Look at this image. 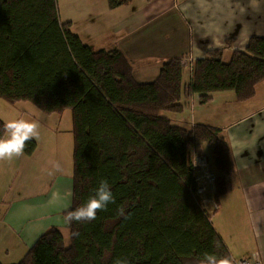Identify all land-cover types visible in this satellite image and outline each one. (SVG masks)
I'll return each mask as SVG.
<instances>
[{
    "label": "trees",
    "instance_id": "obj_1",
    "mask_svg": "<svg viewBox=\"0 0 264 264\" xmlns=\"http://www.w3.org/2000/svg\"><path fill=\"white\" fill-rule=\"evenodd\" d=\"M182 76L181 58L172 57L155 80L138 82L119 48L96 49L60 22L57 0H0V98L31 101L46 113L72 112L71 205L63 218L94 194L101 179L115 198L93 221L49 227L11 264H113L123 257L130 264H193L205 252L232 261L194 195L189 146L212 145L215 199L228 189L232 151L218 128L171 120L169 113L183 107ZM261 81L264 36L256 35L245 50L226 55L212 48L195 59L184 91L198 93L201 103L223 90L244 100ZM5 123L0 118V135ZM121 206L129 219L117 214ZM73 231L79 236L70 238Z\"/></svg>",
    "mask_w": 264,
    "mask_h": 264
},
{
    "label": "crops",
    "instance_id": "obj_2",
    "mask_svg": "<svg viewBox=\"0 0 264 264\" xmlns=\"http://www.w3.org/2000/svg\"><path fill=\"white\" fill-rule=\"evenodd\" d=\"M57 7L60 22H68L84 43L96 49L119 48L138 82L155 80L164 61L181 58L183 107L169 113L171 120L185 127L218 128L234 162L227 191L217 199L209 195L217 203L216 208L209 203V219L232 264L241 257L264 261V81L244 100L233 90H223L212 92L201 103L198 93L184 91L192 78L193 61L205 57L208 50L221 48L229 55L234 49L245 50L251 36H264V0H129L114 8L108 0H57ZM192 148L209 153L212 145L193 142L189 151ZM24 154L33 155L28 149ZM18 168L15 159L0 161V262L5 264L18 262L40 229L65 225L62 211L67 208L57 211L53 205L63 196L55 197L53 190L47 198L44 190L46 195L39 200L40 191L27 183L30 189L24 192L23 184L20 187L8 177L16 178ZM32 173L44 176L39 170ZM56 214L61 216L58 222L53 220Z\"/></svg>",
    "mask_w": 264,
    "mask_h": 264
},
{
    "label": "rangeland",
    "instance_id": "obj_3",
    "mask_svg": "<svg viewBox=\"0 0 264 264\" xmlns=\"http://www.w3.org/2000/svg\"><path fill=\"white\" fill-rule=\"evenodd\" d=\"M14 117L27 118L38 122L39 135L32 139V142L29 140L24 149L31 148L32 157H26L23 154L22 157L14 158L19 165L16 178L13 175L8 177H13L14 182L19 184L20 187V184H23L26 189L24 192L29 191V185L35 184L37 191H40L39 200L45 197V191H48L47 198H49L52 197L53 190H55L57 192L55 197L59 196L61 198L63 196L59 201H53L54 209L57 211L64 207H70L74 146L71 109L66 108L62 113H46L31 101L21 100L10 103L0 98V118L7 122ZM27 153L28 151H26ZM32 170H39L44 173V176H38L37 178ZM6 183H10V181L6 180ZM57 215L53 217L54 222H58L61 217ZM39 232V234H42L44 230L40 229ZM33 264L41 263L38 260Z\"/></svg>",
    "mask_w": 264,
    "mask_h": 264
},
{
    "label": "clouds",
    "instance_id": "obj_4",
    "mask_svg": "<svg viewBox=\"0 0 264 264\" xmlns=\"http://www.w3.org/2000/svg\"><path fill=\"white\" fill-rule=\"evenodd\" d=\"M38 122L22 118H10L3 127V134L0 135V161H12L24 154V149L29 140L39 135ZM115 203V198L110 189V185L106 179H101L94 190V194L90 195L87 201L73 210H66L64 221L67 225L73 222L82 223L90 222L96 219L98 211L107 209L109 204ZM117 214L125 220L130 218V213H126L123 206L117 209ZM71 237L79 236L78 231L70 232ZM113 264H130L127 257L117 258ZM193 264H232L228 257H218L215 253H202L196 257Z\"/></svg>",
    "mask_w": 264,
    "mask_h": 264
},
{
    "label": "built area",
    "instance_id": "obj_5",
    "mask_svg": "<svg viewBox=\"0 0 264 264\" xmlns=\"http://www.w3.org/2000/svg\"><path fill=\"white\" fill-rule=\"evenodd\" d=\"M191 166L193 169L194 195L197 196L203 208L208 212V206L211 202L213 207L217 203L211 201L209 195L216 191V171L212 165V157L208 152L192 148ZM215 202V203H214ZM233 264H264V261L258 258L241 257L234 260Z\"/></svg>",
    "mask_w": 264,
    "mask_h": 264
}]
</instances>
